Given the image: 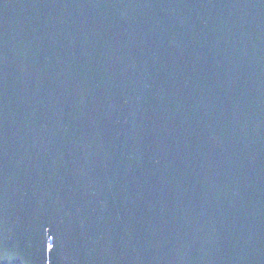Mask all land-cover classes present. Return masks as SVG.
I'll use <instances>...</instances> for the list:
<instances>
[{
  "label": "water",
  "instance_id": "1",
  "mask_svg": "<svg viewBox=\"0 0 264 264\" xmlns=\"http://www.w3.org/2000/svg\"><path fill=\"white\" fill-rule=\"evenodd\" d=\"M0 264H264V0H0Z\"/></svg>",
  "mask_w": 264,
  "mask_h": 264
}]
</instances>
